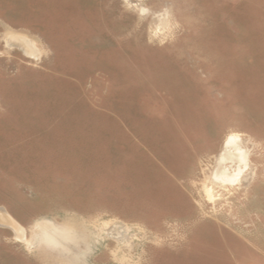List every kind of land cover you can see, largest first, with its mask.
Instances as JSON below:
<instances>
[{
	"label": "rangeland",
	"instance_id": "rangeland-1",
	"mask_svg": "<svg viewBox=\"0 0 264 264\" xmlns=\"http://www.w3.org/2000/svg\"><path fill=\"white\" fill-rule=\"evenodd\" d=\"M0 207V264H264V0H0Z\"/></svg>",
	"mask_w": 264,
	"mask_h": 264
},
{
	"label": "bare ground",
	"instance_id": "bare-ground-1",
	"mask_svg": "<svg viewBox=\"0 0 264 264\" xmlns=\"http://www.w3.org/2000/svg\"><path fill=\"white\" fill-rule=\"evenodd\" d=\"M231 144H233V139L232 137H228L224 141L225 149L215 170V177L223 184L231 183L240 173V163L242 162L240 151L229 150L228 147ZM9 217L10 216L6 213L4 208L0 207V225L9 226L15 228L14 230H16V228H18L17 223Z\"/></svg>",
	"mask_w": 264,
	"mask_h": 264
},
{
	"label": "crops",
	"instance_id": "crops-1",
	"mask_svg": "<svg viewBox=\"0 0 264 264\" xmlns=\"http://www.w3.org/2000/svg\"><path fill=\"white\" fill-rule=\"evenodd\" d=\"M190 114L192 115V119H193V114H195L193 111L190 112ZM204 114H216V112H210V111H205ZM238 134V133H237ZM224 242L227 244L228 246V242H226L224 240ZM250 255H238L237 256V260L235 262V264H260L261 260L259 256H256L255 254H251Z\"/></svg>",
	"mask_w": 264,
	"mask_h": 264
}]
</instances>
